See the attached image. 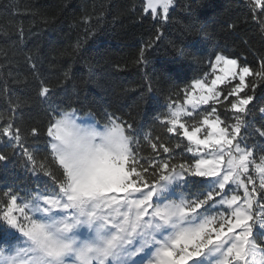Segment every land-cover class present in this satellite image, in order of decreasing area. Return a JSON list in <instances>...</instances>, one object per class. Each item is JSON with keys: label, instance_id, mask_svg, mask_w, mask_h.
<instances>
[{"label": "snow or ice", "instance_id": "snow-or-ice-1", "mask_svg": "<svg viewBox=\"0 0 264 264\" xmlns=\"http://www.w3.org/2000/svg\"><path fill=\"white\" fill-rule=\"evenodd\" d=\"M235 5L239 15L225 20L224 30L239 32L237 22L242 19L261 36L264 46V0H235ZM58 7L70 8V0ZM133 7V15L149 23L155 37L139 51L137 62L146 63L148 50L163 38L161 30L171 20L175 0H139ZM182 8L191 20L192 5ZM95 24L77 28L85 27L87 35ZM185 29L208 34L207 25L195 21ZM28 35L21 30V42ZM36 41L38 47L39 35ZM257 52L259 68L227 46L216 45L207 65L196 68L192 78L191 87L201 94L195 102L187 100L190 108L173 102L162 122L168 133L182 139L172 147L165 146L163 138L144 136L151 148L148 156L140 154V129L114 113L102 117L110 128L101 145L94 138L73 140L69 121L57 120L60 111L50 106L46 131L31 132L33 141L45 143V162L40 163L13 120L0 124V140L13 152L19 149L33 173L51 181L33 189L10 186L0 195V254H11L2 256L0 264H48L53 258L62 264H264V231L257 230V226L264 229V120L258 125L248 120L264 92L258 87L264 86V52ZM30 60L31 70L38 71V58ZM198 63L203 65V58ZM218 84L224 87L218 89ZM36 89L47 101L52 89L41 85ZM149 93L155 89L140 90L138 106L145 105ZM184 94L191 97L189 87ZM179 96L177 88L176 99ZM258 111L264 117V106ZM182 116L192 124L177 126ZM8 159L0 152V162ZM52 164L58 166L59 175L50 169ZM189 184L197 191L168 199L178 187ZM97 224L104 234L98 230L95 243H69L67 234ZM88 235L92 238L91 232Z\"/></svg>", "mask_w": 264, "mask_h": 264}, {"label": "trees", "instance_id": "trees-1", "mask_svg": "<svg viewBox=\"0 0 264 264\" xmlns=\"http://www.w3.org/2000/svg\"><path fill=\"white\" fill-rule=\"evenodd\" d=\"M68 3L69 0H0V114L4 115L0 124L9 119L16 123L37 163L45 162V143L33 141L31 132L33 128L46 131L52 115L50 106L57 111L69 105L78 107L79 117H90L100 126L105 123V113L135 123L140 129L142 156L151 153L144 136L163 138L165 146L174 147L182 137L168 133L162 122L173 102L182 103L185 87L190 88L194 82L195 69L207 65L213 48L227 46L229 51L253 60L257 68V50L264 52L261 36L242 19L237 22L239 32L229 34L222 27L225 20H235L239 15L235 0H175L171 20L161 30L163 38L157 41L158 46L148 50L146 63L137 62L139 51L155 37L150 24L133 15V6H139V0H70V8L58 7ZM187 4L194 10L191 20L182 8ZM97 20L99 23L95 24ZM193 21L206 24L208 34L187 31L185 25ZM86 23L95 24L87 35L85 27L77 28V24ZM21 30L29 34L23 42L19 37ZM36 35L40 37L38 47ZM30 58H38V71L31 70ZM201 58L203 65L198 63ZM161 74L164 79H160ZM37 85L52 89L47 101L38 96ZM149 87L155 93H149L145 105L138 106L140 90L147 91ZM259 95L252 109L255 115L248 116L257 125L264 120L258 111L264 106V92ZM183 143L188 142L183 139ZM0 152L9 156L7 162H0V195L10 186L23 190L37 188L45 181L51 183L42 173L32 172V164L19 149L13 152L0 140ZM47 159H51L50 155ZM49 167L60 174L58 166ZM195 191L197 188L191 184L181 186L168 199L179 200Z\"/></svg>", "mask_w": 264, "mask_h": 264}, {"label": "clouds", "instance_id": "clouds-1", "mask_svg": "<svg viewBox=\"0 0 264 264\" xmlns=\"http://www.w3.org/2000/svg\"><path fill=\"white\" fill-rule=\"evenodd\" d=\"M56 119L69 121V131L73 140L82 137L94 138L95 143L101 145L104 144V136L110 128V124L107 123L97 128L95 123L90 120L82 119L78 114L74 113L73 108L63 109L57 114ZM69 243H71V239H69ZM48 264H62V261L53 258L48 261Z\"/></svg>", "mask_w": 264, "mask_h": 264}, {"label": "rangeland", "instance_id": "rangeland-1", "mask_svg": "<svg viewBox=\"0 0 264 264\" xmlns=\"http://www.w3.org/2000/svg\"><path fill=\"white\" fill-rule=\"evenodd\" d=\"M221 67H223V66H221ZM211 71H212V69H210V72ZM216 74L217 75L221 74L219 71V68L216 69ZM193 84H194V82L191 85H193ZM222 85H224V84H218L216 87L219 88ZM209 86H210V79H209V83L206 84L205 87L207 88ZM190 91H191V97L184 94V99H183L182 103L184 104L185 108H190V105L187 104L188 99L192 98L193 101L195 102V98L201 94V90L199 88H192L190 86ZM205 94H207V93H205ZM182 103H180V104H182ZM180 104H177V106H179ZM202 106H204V105H202ZM169 112H170V108H169ZM169 112H168V114H169ZM186 118H187L186 116H182L180 121L178 122L177 126H179V123H184V122H187L189 125H191V123ZM82 119L90 120L91 122L95 123L90 117H86V118H82ZM189 130H190V128H189ZM199 135L200 134H198V137H199ZM258 180H259V177L257 175V185H258ZM242 194H243V192L241 191V195ZM98 230H99L100 235L104 234V230L99 229V225L97 224L92 229H89L87 226H84L83 228H78V229L74 230L73 232L67 234V236L69 239L74 241V244L76 246H79L81 243H95ZM257 230L258 231H264V229H259V226H257ZM89 232H91L92 238H89V235H88ZM7 255H11V254L4 252V253L0 254V258H2V256H7ZM129 258H131L130 254H129Z\"/></svg>", "mask_w": 264, "mask_h": 264}]
</instances>
